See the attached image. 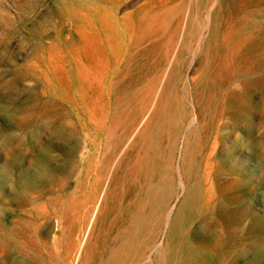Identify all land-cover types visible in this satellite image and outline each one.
Wrapping results in <instances>:
<instances>
[{"label":"rangeland","instance_id":"1","mask_svg":"<svg viewBox=\"0 0 264 264\" xmlns=\"http://www.w3.org/2000/svg\"><path fill=\"white\" fill-rule=\"evenodd\" d=\"M0 264H264V0H0Z\"/></svg>","mask_w":264,"mask_h":264},{"label":"bare ground","instance_id":"2","mask_svg":"<svg viewBox=\"0 0 264 264\" xmlns=\"http://www.w3.org/2000/svg\"><path fill=\"white\" fill-rule=\"evenodd\" d=\"M165 1H166V0H165ZM241 1H242V0H241ZM167 2H168V1H167ZM257 2H258V1H257ZM164 3H165V2H164ZM164 3H163V4H164ZM245 3H246V2H245ZM254 4H255V3H254ZM253 6H254V5H253ZM255 6H257V5L255 4ZM248 7H249V6H248ZM235 10H236V9H235ZM235 10H234V13H235ZM186 12H187V11H186ZM239 12H240V11H239ZM148 13H149V12H148ZM234 13H233V14H234ZM247 13L251 14L250 12H247ZM185 15H186V13H185ZM238 15H239V14H238ZM184 18H185V17H184ZM184 20H185V19H184ZM183 23H184V22H183ZM182 27H183V26H182ZM242 27H243V26H242ZM181 33H182V32H181ZM180 36H181V35H180ZM179 38H180V37H179ZM179 40H180V39H179ZM234 40H235V39H234ZM250 42H251V40H250ZM253 42H254V41H253ZM253 42H252V43H253ZM196 43H197V42H196ZM237 44H238V43H237ZM238 45H239V44H238ZM194 46H195V45H194ZM245 46H246V45H245ZM245 46H244V47H245ZM251 46H253V44H252ZM176 47H177V46H176ZM238 49H239V46H238ZM242 49H243V48H242ZM240 52H241V51H240ZM234 53H235V52H234ZM243 55H244V54H243ZM230 56H231V55H230ZM230 56H229V57H230ZM248 60H249V59H248ZM227 64H228V62H227ZM227 64H226V65H227ZM231 64H232V63H231ZM217 79L219 80V78H217ZM189 80H190V79H189ZM223 80H224V79H223ZM223 80H222V81H223ZM191 110H192V109H191ZM196 116H197V115H196ZM201 116H202V115H201ZM193 119H194V118H193ZM202 121H203V120H202ZM204 122H205V121H204ZM190 123H192V121H190ZM205 127H206V126H205ZM114 153H115V152H114ZM143 153H144V152H143ZM141 155H142V153H141ZM149 156H150V155H149ZM141 158H143V157H141ZM109 160H110V158H109ZM143 160H144V159H143ZM148 161H149V160H148ZM109 162H110V161H109ZM145 162H146V161H145ZM149 162H150V161H149ZM140 163H141V162H140ZM147 167H148V166H147ZM149 167H150V166H149ZM104 169H105V168H104ZM141 170H143V168H142ZM133 172H134V171H133ZM133 174H134V173H133ZM137 174H138V172H137ZM137 174H136V175H137ZM139 174H140V172H139ZM134 175H135V174H134ZM139 176H140V175H139ZM135 178H137V176H136ZM115 191H116V190H115ZM108 192H109V191H108ZM114 195H115V194H114ZM119 201H120V200H119ZM131 213H132V212H131ZM132 217H133V216H132ZM130 218H131V217H130ZM122 219H123V218H122ZM64 220H65V218H64ZM63 223H64V222H63ZM70 224H71V223H70ZM70 224H69V225H70ZM63 225H64V224H63ZM70 226H71V225H70ZM63 228H64V226H63ZM70 228H71V227H70ZM68 232H69V231H68ZM112 239H113V237H112ZM96 240H97V239H96ZM113 240H114V239H113ZM115 240H116V239H115ZM113 247H114V246H113ZM110 249H111V248H110ZM101 258H102V257H101Z\"/></svg>","mask_w":264,"mask_h":264}]
</instances>
